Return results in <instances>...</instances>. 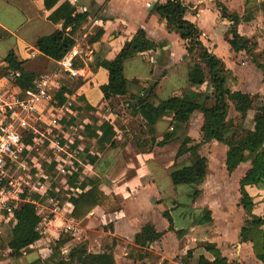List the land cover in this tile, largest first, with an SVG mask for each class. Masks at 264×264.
Segmentation results:
<instances>
[{
    "label": "crops",
    "instance_id": "obj_1",
    "mask_svg": "<svg viewBox=\"0 0 264 264\" xmlns=\"http://www.w3.org/2000/svg\"><path fill=\"white\" fill-rule=\"evenodd\" d=\"M69 1L77 7L78 12L83 14L75 25L68 26L66 29L76 39V42L80 41L83 52L78 57L85 62V67L79 70L77 77L62 73L59 79L60 82L68 81V87L75 90L71 97L74 99V105L83 107L88 103L93 106L95 111H86V117L90 122L96 121L98 116L101 118L99 121L97 120L98 125L103 119L110 120L111 124L115 125L116 120L119 119L118 113L112 112L109 107L108 110L106 108L108 102L104 99L100 87L108 82L109 73L104 67L96 65V58L113 59L125 42L131 40L139 29L145 30L147 37L156 42L158 47L140 52L124 62V76L127 79H137L149 84L150 87L154 86V92L161 99H168L182 93L198 97L200 94L213 91V87L208 82L198 88L191 87L189 82L190 65L189 61L185 59L187 50L180 31L172 26L164 16L152 12L156 3L163 0ZM183 1L188 5L185 17L198 25L202 32L203 43L222 58L231 71L232 75L228 82L230 88L233 91L260 94L264 97L263 71L255 65L250 53L245 50L235 52L232 49L226 39L231 23L221 15L216 5L218 1L222 2L231 12L243 15L246 0H237L238 9L231 5L235 0ZM59 4L60 2L54 8L47 9L43 0H0V26L11 33L9 38L0 40V69L6 66L4 59L14 50L19 58L27 60V67L37 73L55 70L57 60L41 53L36 44L40 38L64 27L63 22L54 23L48 19V16ZM259 19L260 22L257 21ZM263 21L264 10H261L254 19L247 22L242 21L238 26L241 35L257 40L256 53L264 50V35L258 37V30L261 29L264 34V28H262L264 26H261ZM164 71L166 73L162 76ZM153 80L157 81L156 85H152L151 81ZM6 81L12 86H17L9 80ZM77 96L84 98L85 102L78 101ZM125 98L128 96L117 98L118 103H121L118 105L119 107L124 108ZM124 113H126L125 110ZM258 115V109L252 105L245 119L237 126L239 112L231 105L227 118L228 124L225 127L228 130L227 136L230 141L233 143L245 142L254 130ZM168 117L160 118L154 124L156 136H162L169 130L171 119ZM124 119L125 126L115 127L117 131L116 147H111L108 144L102 148L97 140L88 137L87 132L83 129L86 137L78 158L85 163L81 166L80 181L77 182L75 190L82 189L81 183L89 176L96 178L100 188L106 189L107 183L115 185L114 190L119 197L118 207L111 212L114 215L118 214L114 224L110 223L112 229L109 232L102 229L96 233L98 232L101 236L110 234L114 244L116 243L114 248L120 246V240L135 245L132 238L142 230L145 224L151 222L158 231L166 232L161 240L150 245L151 249L156 250L159 247L156 253L161 255L162 259H170L177 252L179 254L181 250H186L189 247L191 238L194 236L193 232L197 228L193 225L192 218L204 210H210L213 228L203 244L215 242L229 261H236L238 264H264L255 256L253 244L241 242L239 238L241 228L246 222V212L241 205L240 181L251 167V162L240 163L230 173L226 165L227 146L216 140L203 144L200 153L208 159V172L204 183L199 187L202 189L200 197L192 203L189 194L194 191L195 185H175L170 177V171L175 167L173 166L174 159L180 143L173 142L164 147H155L150 152H142L135 144L131 128L127 124L131 119H138L140 124H143V131L147 132L142 116L135 117L126 113ZM203 121L202 112L196 111L187 125V135L195 142H199L202 138ZM88 142H92V149L88 147ZM96 154L98 155L97 162L95 164L87 163L90 160L89 157ZM215 158L220 161L219 165L217 162L215 165L217 171L212 169L215 167L213 163ZM219 166L224 173V178H218L221 172ZM246 188L255 202L254 213L264 216V182L260 186L248 185ZM71 196V192L68 191L66 199L63 198V204L55 215L63 225L71 229L76 224L81 225L83 222L91 224L96 221V219H92V216L98 212L102 215L103 221L111 215V213L96 208L84 221L77 222L66 215V211H69L73 206ZM156 199L162 200L160 204L165 205H169L175 200L179 201L180 205L175 206L174 212L177 213L176 216L179 217L182 225H176V216L173 217V221L176 230H186L182 236L169 230V221L167 222L164 215L158 211L160 205H156L159 204L155 203ZM167 209H170V206ZM208 224L197 226L208 227ZM75 229L78 230L79 227ZM80 229L91 232L90 229L87 230V226L81 225ZM86 237L89 238L90 235H86ZM169 237H173V240L169 241ZM42 240L43 237L36 242L35 246ZM44 250L39 249V251H31V254L25 253L24 255L29 259L31 257L36 260Z\"/></svg>",
    "mask_w": 264,
    "mask_h": 264
},
{
    "label": "trees",
    "instance_id": "obj_2",
    "mask_svg": "<svg viewBox=\"0 0 264 264\" xmlns=\"http://www.w3.org/2000/svg\"><path fill=\"white\" fill-rule=\"evenodd\" d=\"M43 1L47 9L54 8L60 2L48 19L54 23L63 22L64 27L40 38L36 46L44 55L58 60L76 43V39L68 33L66 28L75 25L83 14L78 12L77 7L69 0ZM216 5L221 15L231 23L226 39L232 49L235 52L245 50L250 53L255 65L264 74V61H260L259 54L255 52L258 47L257 40L241 35L238 30L242 21H251L259 11L264 10V0H246L243 15L231 12L222 2L218 1ZM187 11L188 5L183 0H163L157 2L152 10V12L164 16L172 26L180 31L187 50L185 59L189 61L190 65L189 82L191 87L198 88L208 82L213 87V91L205 92L198 97L182 93L168 99H161L154 92V86L150 87L149 84L137 79H127L124 76V62L140 52L158 47L156 42L147 37L145 30L139 29L131 40L125 42L113 59L96 58V65L104 67L109 73L108 82L100 87L104 99L108 102L106 108L108 110L109 107L114 112L115 106L121 104L118 103L117 98L128 96L125 98L124 110L133 116H142L149 133V137L143 140L133 135L137 147L142 152H150L155 147H164L176 141L180 142L174 159L173 166L175 167L170 171V177L175 185H195L194 191L189 194L192 203L200 197L202 189L199 187L204 183L208 172V159L200 153L203 144L216 140L227 146L226 165L230 173L240 163L250 161L251 167L240 181L241 205L246 212V222L241 228L239 238L241 242H251L255 256L264 263V216L254 213L255 202L246 188L248 185L260 186L264 182V97L260 94L233 91L230 88L228 82L232 75L231 71L224 60L203 43L201 29L185 17ZM10 36L11 33L0 26V40ZM4 61L6 66L0 69V83L9 80L21 89H27L40 75V73L29 69L26 65L27 60L19 58L14 50L7 55ZM84 67L85 62L77 57L74 61V68L80 70ZM165 73L164 71L161 75L164 76ZM69 93L74 94L75 90L61 87L56 99L67 102ZM77 99L85 102L81 96H77ZM231 105L239 112L237 126L245 119L252 105L259 111L254 130L245 142L233 143L227 136L228 130L225 127L228 124L227 118ZM72 108L74 114L67 117V128L70 134L75 129L81 128L87 132L88 137L97 140L102 148L108 144L111 147L117 146L115 127L119 126L118 119L115 125L105 119L98 125L97 120L99 121L100 117L97 116V120H93L92 123L86 117V111H95L90 104L86 103L83 107L73 105ZM196 111H201L204 118L201 126L202 138L199 142H195L187 135L186 131L187 125ZM117 115L119 117V114ZM164 117L171 119L170 128L162 136H156L153 126L158 119ZM74 148L75 145L71 144L70 149ZM78 153H81V149L78 150ZM97 159L98 155L96 154L91 156L87 163L95 164ZM79 177V173H75L71 177L61 180V185H67V190L72 194L73 206L69 211H66L68 217L82 222L96 208L111 213L118 207L119 197L114 190L115 185L107 183V188L103 189L97 184L96 178L87 176L81 183L82 189L75 190L77 182L80 181ZM61 185L56 184L50 193L58 195ZM35 198L37 199L39 196ZM23 199L24 203L13 209L9 234L6 235L0 231V260L6 251L11 252V257H21L26 251L33 249L36 242L43 237L41 227L43 217L39 212V207L35 202L27 199V194L23 195ZM163 215L169 221L170 231H175L178 236L185 233L184 229L176 230L169 211H164ZM197 221L199 225L212 222L211 211L205 210L204 215ZM165 233V231H158L156 226L149 222L135 235L134 243L144 249L161 240ZM68 241L69 239L63 236L56 240L50 249V254L43 256L44 263L115 264L116 262L113 247L96 253L90 251L87 244L81 243L64 253L61 247ZM203 245L205 251L211 256L201 254L195 264H238L236 261H229L215 242H206ZM190 253L191 250H188V254ZM139 256L141 259L146 258L147 250L140 252Z\"/></svg>",
    "mask_w": 264,
    "mask_h": 264
},
{
    "label": "built area",
    "instance_id": "obj_3",
    "mask_svg": "<svg viewBox=\"0 0 264 264\" xmlns=\"http://www.w3.org/2000/svg\"><path fill=\"white\" fill-rule=\"evenodd\" d=\"M82 52L77 41L57 60L55 70L41 72L30 88L0 83V209L8 215L13 216V209L24 202V194L38 207L50 201L56 213L63 198L59 200L51 190L79 173L85 163L78 158L84 130L77 128L70 134L67 128L74 99H56L60 74L77 77L74 61Z\"/></svg>",
    "mask_w": 264,
    "mask_h": 264
},
{
    "label": "rangeland",
    "instance_id": "obj_4",
    "mask_svg": "<svg viewBox=\"0 0 264 264\" xmlns=\"http://www.w3.org/2000/svg\"><path fill=\"white\" fill-rule=\"evenodd\" d=\"M237 4H238V2H237V0H235L233 2V4H231V5L235 9H238L239 7L237 6ZM257 21L260 22L261 20L259 19ZM262 23L263 24L261 26H264V21ZM262 28H264V27H262ZM263 35L264 34H263L262 30L261 29L258 30V37H262ZM257 52L259 54V60L264 61V50H263V52L262 51H257ZM41 72L42 71H40L39 73H41ZM58 85H59L58 86L59 88L65 87V89H67L69 82L68 81H66V82L62 81V83L61 84L59 83ZM68 97H69L68 99L71 100L72 94H70ZM123 109L124 108L122 106L121 107H119L117 105L115 106V112L119 114L118 123H119L120 127H123L126 124V123H124L125 122L124 117H125V114L127 112L124 113ZM142 121L144 123V120H142ZM127 124L131 128L132 136L133 135L138 136L141 140L149 137V133L143 131V129H144V128H142L143 124H140V120L131 119V121H129V123H127ZM146 135H148V136H146ZM150 136H151V134H150ZM176 142H179V141H176ZM87 145L89 148L92 149V145H93L92 142H88ZM216 162L219 165V162H220L219 159L215 158V161L213 162L214 166L216 165ZM213 163H212L211 167L213 166ZM212 169L214 171H217V166L213 167ZM219 170L221 172L219 173L218 178H224V173H223L222 169L220 168V166H219ZM132 186H135V185H132ZM67 187L68 186L65 184L61 185V187H60L61 191H59V194L57 196V198L59 200H61V198H64V197H65L64 199H66V195L69 191V190H67L68 189ZM167 193H168V191H167ZM56 201H57V199H55V202ZM160 202H162V200L158 201L156 199V201H155V203H159L156 205H158V206L160 205L158 211H160L163 214L164 211L167 210L170 212L172 217H175L177 215V213L174 212V208H176V207H178V205H180V203H178L179 201L175 200L172 203L170 202L171 204H169V205L160 204ZM22 203H24V202H21L20 205ZM40 204L42 205V206H39V212L43 217V221L41 224V227L43 230V240L41 243L36 245L35 248L29 249L28 251H26V254L29 255V254H31L30 253L31 251H35V250L39 251V249H45V250L42 253H40V257L37 258L36 260H33V258H31V257L29 259L28 257H25L26 255H22L19 258H14V257H11V252L7 251L5 253V255H2L1 260H0V264H47V263H44V261H43L44 259H42V258H43V256H47L48 254H50V252H51L50 249H51L52 245H54L56 243V240H58L61 236L69 239L68 243L61 247L64 253H67L72 247H74L78 244H81V243L87 244L89 247V250L92 252H96V253L102 252L103 250L110 248V247L114 248V240L110 234H106L105 236H101L98 232L96 233V231L103 229L105 232H109L110 229H112L110 227V223L114 224V222L116 221L115 218H116V216H118V214L114 215L111 213V215L108 216L103 221L102 215L99 212L96 213L95 216H92V219H96V221H93L91 224L90 223L88 224V222L81 223V225L83 227L87 226V230L90 229L91 232H89V231L87 232L86 230L80 229L81 225H78V224H76V226L72 229L70 227H67L66 225H63V223L61 221H59V219L55 216L56 215L55 208H54V205L51 204L50 201L46 200V203L41 202ZM190 205H192V204H190ZM169 206H170V209H167V207H169ZM204 213H205V210L202 213H200L198 216H194L192 218L193 219L192 223L197 228L193 232L194 236L191 238V241H190L191 243H189L190 245L186 250H183V251L181 250L179 252V254L177 252V254L174 257H171L170 259H162V256L159 255L158 253H156V250L159 249V247H157L156 250L154 248L151 249V246L142 249V247L137 246L136 244L132 245V244L124 242V240H120L119 241L120 246L117 248H114L115 258H116L115 264H195L201 254H206L208 256H211L210 253L205 251L203 243L205 242L207 235H210V233H211V229L213 228L212 222H209L208 227H205V226L204 227H201V226L198 227L197 226V225H199L197 220H199ZM8 214L9 213L0 209V231H2L6 235L9 234L10 224H11L12 219H13V216H11V214L10 215H8ZM164 218L168 222V219L166 217H164ZM88 220H90V219H88ZM175 223L178 226L182 225L178 216L175 217ZM76 227H79V229L76 230L75 229ZM86 235H90V237L87 238ZM127 240H128V238H127ZM168 240L172 241L173 237H169ZM132 241L134 242V238H132ZM168 243L171 244L170 242H168ZM173 246H174V244H173ZM146 250H147V257L144 259H141L139 256L140 252L146 251ZM188 250H191L190 254H188ZM126 252H128V254H125Z\"/></svg>",
    "mask_w": 264,
    "mask_h": 264
},
{
    "label": "water",
    "instance_id": "obj_5",
    "mask_svg": "<svg viewBox=\"0 0 264 264\" xmlns=\"http://www.w3.org/2000/svg\"><path fill=\"white\" fill-rule=\"evenodd\" d=\"M152 85H156L157 84V81L156 80H153L151 81Z\"/></svg>",
    "mask_w": 264,
    "mask_h": 264
}]
</instances>
